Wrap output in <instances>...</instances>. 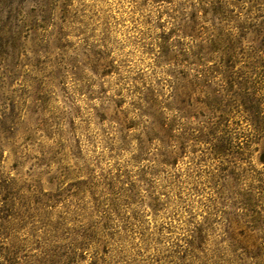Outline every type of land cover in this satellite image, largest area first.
<instances>
[{"label": "rangeland", "instance_id": "rangeland-1", "mask_svg": "<svg viewBox=\"0 0 264 264\" xmlns=\"http://www.w3.org/2000/svg\"><path fill=\"white\" fill-rule=\"evenodd\" d=\"M220 34L256 47L264 0H0V115L16 117L0 172L28 196L25 255L51 225L76 250L63 264H264L262 141L223 159L181 135L203 120L185 117L200 62L181 54Z\"/></svg>", "mask_w": 264, "mask_h": 264}, {"label": "trees", "instance_id": "trees-1", "mask_svg": "<svg viewBox=\"0 0 264 264\" xmlns=\"http://www.w3.org/2000/svg\"><path fill=\"white\" fill-rule=\"evenodd\" d=\"M240 50L243 48L238 40L220 34L201 40L199 44L193 45L186 53L181 54L185 57V64H189L191 57L200 62L199 70H196L189 83L193 87L192 91L196 90L199 93L198 99L194 102L195 106L200 105L201 108L200 113L197 111L191 115L183 108H178L177 112L187 113L188 116L185 117L189 119H198L199 116L203 118L198 129L185 128L181 135L185 140L210 144L216 157L223 159L234 158L235 155L239 160H247L251 158L249 145L255 141H262L263 148L258 162L264 165V111L261 96L264 89V40L256 47L252 46L247 52ZM240 55H243L241 58L244 57V64L238 66ZM186 96L188 100L182 103L192 107L194 102L190 98V93H186ZM236 116L245 120L252 129L244 146L238 141V136L242 132ZM15 120V115L5 113L0 115V168L5 153L1 135L4 133L5 123L9 122V127L13 128ZM236 170L240 171V166ZM233 175L239 178L240 173L233 172ZM27 198L23 187L18 185L16 179L3 177L0 172V264H63L62 260L72 254L75 255L76 250L67 248L68 251L65 252L66 244L63 243L68 237L63 238L65 234L60 227L52 228L48 225L51 227L46 231L49 232V238L45 239L37 257L24 254L26 241L20 232L26 219V211L23 208ZM96 229L97 227H83L82 231L75 235L84 242L78 243L74 238L71 239L69 247L76 241L84 248ZM196 250H200L199 246ZM193 257L196 258L194 264H218L215 256L207 258L203 255L199 259L197 255ZM260 259L258 253L254 256L250 254L244 260H240L239 264H263L262 261H257Z\"/></svg>", "mask_w": 264, "mask_h": 264}]
</instances>
